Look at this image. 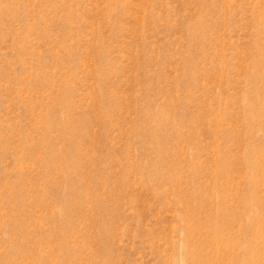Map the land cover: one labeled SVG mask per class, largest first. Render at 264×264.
Here are the masks:
<instances>
[{"label": "rangeland", "instance_id": "obj_1", "mask_svg": "<svg viewBox=\"0 0 264 264\" xmlns=\"http://www.w3.org/2000/svg\"><path fill=\"white\" fill-rule=\"evenodd\" d=\"M0 264H264V0H0Z\"/></svg>", "mask_w": 264, "mask_h": 264}]
</instances>
